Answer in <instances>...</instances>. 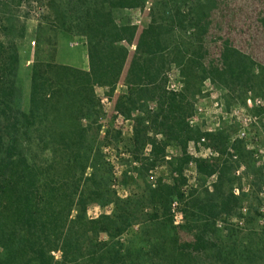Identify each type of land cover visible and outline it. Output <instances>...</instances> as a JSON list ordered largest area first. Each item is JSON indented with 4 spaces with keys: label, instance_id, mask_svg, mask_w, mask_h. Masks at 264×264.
Here are the masks:
<instances>
[{
    "label": "trees",
    "instance_id": "obj_1",
    "mask_svg": "<svg viewBox=\"0 0 264 264\" xmlns=\"http://www.w3.org/2000/svg\"><path fill=\"white\" fill-rule=\"evenodd\" d=\"M100 1L107 3L109 10L97 16L101 22L89 37L88 69L45 66L35 60L25 104L18 78V48L25 27L7 9L9 0H0L4 11L0 22V264H54L58 252V264H139L117 241L137 220L133 204L130 198L119 199L109 190L98 157L64 239L100 134L103 110L95 88L105 87L109 96L113 94L129 56L123 43H134V51L127 68L126 91L118 96L115 107L125 118L140 113L134 120L131 145L136 151L150 145L156 159L164 156L168 144L181 150L172 183L159 182L147 191L146 198L164 216L163 226L170 229L173 220L166 216L171 204L185 199L183 171L192 160L187 145L212 138L188 123L194 109L190 99L193 71L200 70V79L244 84L249 90L259 75L249 70L244 58L227 42L215 57L203 41L190 54L187 46L176 41L175 28L183 33L189 27L197 30V35L193 34L196 40L207 34L205 14L194 12L201 11L200 0L193 1L196 9L189 15L176 0H154L150 22L140 31L135 25H118L113 10L137 7L143 0ZM193 13L196 17L192 20ZM172 65L184 78L185 86L179 91L168 88ZM150 103L155 105L153 110L148 108ZM233 149L238 151L237 143ZM194 163L200 177H216V182L211 192L206 188L199 197L196 190L189 193L183 216L199 229L202 238L181 248L179 253L186 257L188 249L205 248L208 235L218 231L217 221L239 214L240 198L232 193L233 180L225 164L201 158ZM89 204H112L114 208L110 214L88 219ZM101 234L108 239L101 240ZM216 254L222 259L220 250ZM256 255L251 252L246 258L249 261Z\"/></svg>",
    "mask_w": 264,
    "mask_h": 264
},
{
    "label": "rangeland",
    "instance_id": "obj_2",
    "mask_svg": "<svg viewBox=\"0 0 264 264\" xmlns=\"http://www.w3.org/2000/svg\"><path fill=\"white\" fill-rule=\"evenodd\" d=\"M193 1L176 0L186 15L196 9ZM153 3L154 0H143L137 7L116 8L114 20L118 25H135L140 31L150 22ZM200 3L201 11L194 12L205 14L207 34L196 40L197 30L189 27L183 33L175 28L176 41L187 46L189 54L203 41L215 57L227 42L244 58L249 70L259 75L253 81V90H249L244 84L225 85L218 79H200V70L193 71L196 78L193 77L190 83V99L194 109L188 123L211 134L212 138L204 137L187 145L192 160L183 171L187 184L181 191L185 199L173 202L166 216L172 218L174 228L163 226L164 216H160L146 198L147 191L159 182L172 183L176 176L175 161L181 156V150L168 144L164 156L156 159L150 145L140 151L131 145L134 120L140 113L136 111L130 118H125L115 107L118 96L126 91L127 68L134 51V43H123L129 56L113 94L109 96L105 87L95 88L103 110L100 134L64 239L71 230L76 209L88 185V176L98 157L101 170L108 177L109 190L119 199L130 198L133 204L137 220L117 241L124 253L128 251L139 264H264V0H200ZM8 4L7 9L11 10L14 20L25 27V36L18 48V78L25 104L35 60L45 66L63 64L88 69L89 37H93L94 27L101 22L97 16L109 10L107 3L100 0H9ZM195 13L191 15L192 20ZM3 14L1 8L0 22ZM193 34H196L195 38ZM168 78L170 90L179 91L185 86L184 78L174 65L168 71ZM154 107L152 103L148 105L149 110ZM148 118L154 117L149 115ZM235 143L238 151L233 149ZM197 158L225 164L228 176L233 180L232 193L240 198L239 214L225 222L217 221L218 231L208 235L205 248L188 249L190 255L186 257L179 253L181 248L197 244L202 238L199 229L183 216L189 193L196 190L199 197L206 188L211 192L212 184L216 182V177H200L194 163ZM113 208L112 204H89L87 218L110 214ZM99 238L108 239L105 234ZM218 250L220 260L216 257ZM251 252L257 255L248 261L246 255ZM59 260L60 252L55 253L54 264Z\"/></svg>",
    "mask_w": 264,
    "mask_h": 264
},
{
    "label": "built area",
    "instance_id": "obj_3",
    "mask_svg": "<svg viewBox=\"0 0 264 264\" xmlns=\"http://www.w3.org/2000/svg\"><path fill=\"white\" fill-rule=\"evenodd\" d=\"M201 140H203V138Z\"/></svg>",
    "mask_w": 264,
    "mask_h": 264
}]
</instances>
